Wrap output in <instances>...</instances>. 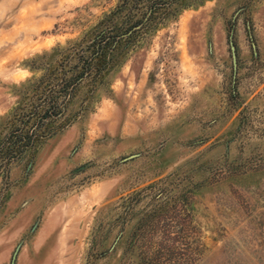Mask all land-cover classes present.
<instances>
[{"label":"rangeland","instance_id":"374dc122","mask_svg":"<svg viewBox=\"0 0 264 264\" xmlns=\"http://www.w3.org/2000/svg\"><path fill=\"white\" fill-rule=\"evenodd\" d=\"M115 9L143 27L72 123L0 160V264H264V0H0V142Z\"/></svg>","mask_w":264,"mask_h":264},{"label":"trees","instance_id":"16d2710c","mask_svg":"<svg viewBox=\"0 0 264 264\" xmlns=\"http://www.w3.org/2000/svg\"><path fill=\"white\" fill-rule=\"evenodd\" d=\"M117 12L115 9L105 15L78 43L59 50L62 55L54 66L45 67L43 75L29 86L26 105L16 109L7 137L0 142L1 162L16 159L72 123L67 119L57 124L65 116L76 88L85 81L91 89L101 82L127 40L143 27L135 29L142 19L131 14L119 18Z\"/></svg>","mask_w":264,"mask_h":264},{"label":"water","instance_id":"95a60500","mask_svg":"<svg viewBox=\"0 0 264 264\" xmlns=\"http://www.w3.org/2000/svg\"><path fill=\"white\" fill-rule=\"evenodd\" d=\"M230 51H231V54H232V61H233V65L235 67V64H236V55H235V47L231 41V37H230Z\"/></svg>","mask_w":264,"mask_h":264}]
</instances>
